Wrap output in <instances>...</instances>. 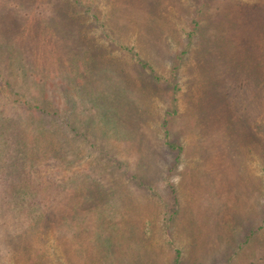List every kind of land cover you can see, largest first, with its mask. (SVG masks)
<instances>
[{"label":"rangeland","instance_id":"1","mask_svg":"<svg viewBox=\"0 0 264 264\" xmlns=\"http://www.w3.org/2000/svg\"><path fill=\"white\" fill-rule=\"evenodd\" d=\"M0 164V264H264V0H0Z\"/></svg>","mask_w":264,"mask_h":264},{"label":"trees","instance_id":"2","mask_svg":"<svg viewBox=\"0 0 264 264\" xmlns=\"http://www.w3.org/2000/svg\"><path fill=\"white\" fill-rule=\"evenodd\" d=\"M207 2L204 1L202 3V5L200 6V8L204 9V8L208 7L209 3H207ZM199 10H201V9H199ZM194 23L197 24L198 21L195 20ZM32 135L37 137V135H35L34 133ZM31 139H35V138H31ZM5 158H4L3 164L8 161L9 157L6 156ZM0 166H1V164H0ZM17 166H18V163H17V165H15L14 168H17ZM24 190H26V189L23 188L24 193L21 192L22 193L21 196H23V197L27 196L28 197L29 194H27V192ZM23 197L21 199V204H19L20 199H18V197L17 198L15 197V198L19 202L18 201L13 202V200L10 201V200L4 198L6 200V202L1 203L2 205L0 204L3 208V211H5L6 213H8V210L9 211L11 210L12 212H14L11 209V207L16 208L17 205L19 207L18 216L16 214H14L15 213L14 212L13 218H11L8 223L1 222L3 220L0 221V240H2L6 244L9 242H10V244H13L16 242V245H15L16 249H21L22 247H24L23 242L24 243L26 242V245L30 246L31 244H28V241L30 240L29 238L31 236V231H33V229H31V226H34L37 230H39L40 227L45 223L44 222L45 221V217H44L45 213L42 212L43 207L41 206L40 202L34 201L35 198H37V196L33 197L30 194V198H28V199H26V198L24 199ZM2 201H3V198H2ZM7 202H11V203L13 202L14 205L11 206V203H9V205H10L9 206V205H7L8 204ZM33 202L35 204H33ZM4 206H5V208H4ZM6 206H8V207L6 208ZM40 207H41V209H40ZM0 219H1V215H0ZM30 219H32L33 221H31L29 223ZM5 221H7V220H5ZM174 264H179V261L175 260Z\"/></svg>","mask_w":264,"mask_h":264}]
</instances>
